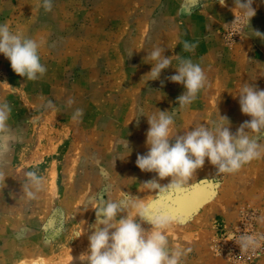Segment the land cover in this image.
Segmentation results:
<instances>
[{"label": "rangeland", "instance_id": "rangeland-1", "mask_svg": "<svg viewBox=\"0 0 264 264\" xmlns=\"http://www.w3.org/2000/svg\"><path fill=\"white\" fill-rule=\"evenodd\" d=\"M39 4L0 0V23L35 39L47 67L42 79L29 81L0 54V102L12 108L8 124L15 133L0 137V264H73L88 249L96 218L90 203L118 201L125 193L139 198L149 214L171 218L165 233L171 246L191 249L184 264H264V240L243 252L229 241L231 231L264 234L258 220L264 217V154L235 174L216 173L206 159L179 192L144 187L156 174L135 163L148 151L149 125L144 116L137 124L139 110L170 111L185 91L167 79L175 74V55L199 63L207 86L177 111L173 132L218 121L217 108L233 133L251 119L233 96L244 82L264 89V40L251 36V29L264 33V0H254L251 29L238 9L232 11L233 0L226 7L216 0H53L51 12ZM185 41L197 45L194 52L183 50ZM156 46L173 56V67L149 80L153 61L145 57ZM69 98L75 100L71 108ZM75 108L84 110L80 121L71 119ZM34 139L48 155L38 160L31 152L23 160ZM27 171L43 178L36 199L23 188ZM76 232L82 235L75 239Z\"/></svg>", "mask_w": 264, "mask_h": 264}, {"label": "clouds", "instance_id": "clouds-1", "mask_svg": "<svg viewBox=\"0 0 264 264\" xmlns=\"http://www.w3.org/2000/svg\"><path fill=\"white\" fill-rule=\"evenodd\" d=\"M233 2L232 11L238 9L245 17L244 28L251 29L250 21L256 15V10L252 7L254 0ZM216 3L221 7L227 6L226 0H216ZM39 6L45 12H51L53 0H40ZM251 31L254 34L251 36L264 40V33L252 29ZM247 36L249 35L246 34L245 38ZM196 47L195 43H183V50L187 52H194ZM39 48L40 45L35 39L12 31L7 22L0 23V54L10 62L16 75L29 81L44 77L47 67L41 63ZM164 52V47L156 46L147 53L145 59L153 61L149 63L150 72L145 75L150 77L149 80H158L163 70L173 67V56L166 57ZM175 57L178 60L175 74L167 79L183 85L185 89L177 97L178 107L170 111L156 108V112L151 115H145L143 109H140L135 118L139 124L138 118L144 116L149 125L145 141L148 151L143 155L137 154L135 163L142 172L156 174L153 179L142 184L150 190H183L197 170L204 167L206 159L216 168V173L235 174L264 154V145L260 143L264 139V89L248 82L242 84L239 93L233 98H238L241 113L251 119L241 123L235 133L230 131L229 118L220 115L218 108V121L199 124L182 134L173 132L177 111L190 106L200 91L207 86L206 73L199 63L179 55ZM66 103L71 108L75 100L69 98ZM49 107L55 108L54 103L49 101ZM11 112L12 108L6 101L0 102V137L5 140L15 136L14 130L8 124ZM83 115L82 108H75L71 119L80 121ZM123 146L129 150L130 155L132 149L126 139ZM2 175L0 172V176ZM25 176L27 179L23 185L24 191L28 198L36 199L38 193L43 191V178L36 171H27ZM165 178L170 180L166 185H162L159 181ZM90 204L96 218L90 226L88 249L79 257L86 264H184L187 254L191 252V249L185 251L171 246L165 234L172 223L171 218L165 213L149 214L145 210L146 206L141 204L137 197L125 193L118 201L100 198ZM258 220L264 221V217ZM144 222L152 226L150 230L142 227ZM81 235L76 232L75 239ZM231 240L241 251H254L259 247L260 240H264V234L259 238L241 234L238 242L233 235Z\"/></svg>", "mask_w": 264, "mask_h": 264}, {"label": "crops", "instance_id": "crops-1", "mask_svg": "<svg viewBox=\"0 0 264 264\" xmlns=\"http://www.w3.org/2000/svg\"><path fill=\"white\" fill-rule=\"evenodd\" d=\"M36 140L34 139L33 140V143L32 144H30V147H29V145H28V147H26L29 151L28 152H26V154L24 153L23 155V160L24 159H28L27 161H29L30 159H29V155H30V153L31 152H33L34 153V156H36V157H38V160H42L43 158H46V156L48 155V154H44V155H42L41 154V152H42V149L41 148H39V147H36ZM41 157V158H40ZM32 164H34V162H32ZM31 164V165H32Z\"/></svg>", "mask_w": 264, "mask_h": 264}, {"label": "built area", "instance_id": "built-area-1", "mask_svg": "<svg viewBox=\"0 0 264 264\" xmlns=\"http://www.w3.org/2000/svg\"><path fill=\"white\" fill-rule=\"evenodd\" d=\"M241 234H245V235H253L252 232H250L249 230L247 229H241V230H236V231H231L230 234H229V241H230V245H232L233 247H237L238 251L239 252H243L240 250L239 246L231 240L232 236L234 235L235 236V239H236V242L239 241V237Z\"/></svg>", "mask_w": 264, "mask_h": 264}, {"label": "bare ground", "instance_id": "bare-ground-1", "mask_svg": "<svg viewBox=\"0 0 264 264\" xmlns=\"http://www.w3.org/2000/svg\"><path fill=\"white\" fill-rule=\"evenodd\" d=\"M200 190H201V189H200ZM200 190H199V191H200ZM192 191H193V190H192ZM202 191H203V190H202ZM201 193H203V192H201ZM204 193H205V190H204ZM193 195L195 196L194 192H193ZM196 196L198 197V195H196ZM199 197H200V196H199ZM202 197H203V196H202ZM202 197H201V198H202ZM203 198H204V197H203ZM195 202H196V201H195ZM191 203H192V202H191ZM189 204H190V203H189ZM182 205H183V204H182ZM190 206H191V205H190ZM173 208H174V207H173ZM189 208H190V207H189ZM169 209H171V207H170ZM172 210H173V209H172ZM173 212H174V211H173ZM178 212H179V211H178ZM176 213H177V212H176ZM32 261H33V260H32ZM30 262H31V261H30ZM27 263H28V261H27ZM23 264H24V263H23ZM32 264H40V263L37 262V261H36V262L34 261ZM42 264H43V263H42ZM73 264H86V262H82V261H80V260H74V261H73Z\"/></svg>", "mask_w": 264, "mask_h": 264}]
</instances>
